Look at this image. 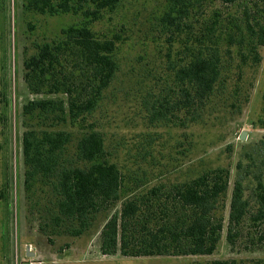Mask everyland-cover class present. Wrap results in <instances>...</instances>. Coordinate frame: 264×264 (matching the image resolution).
<instances>
[{"label": "trees", "instance_id": "obj_1", "mask_svg": "<svg viewBox=\"0 0 264 264\" xmlns=\"http://www.w3.org/2000/svg\"><path fill=\"white\" fill-rule=\"evenodd\" d=\"M121 1L26 0L24 4L27 10L81 14L84 19L38 44L23 62L26 87L39 96L23 106L22 145L26 191L35 192L38 185L43 193L33 203L40 231L50 243L57 235L81 236L102 211L120 201V210L101 231L104 255L117 251L125 257L213 254L224 228L230 171L210 168L185 181L154 184L123 197L131 186L118 164L108 159L103 133L93 123H85L119 68L115 58L119 37L101 38L91 23ZM215 1L232 5L239 0H169L163 17L176 26L181 60L173 66V86L158 100L159 119H174L182 126L201 119L205 107L230 81L243 80L244 66L261 62L264 0L242 4L240 16L222 9L208 11ZM68 124L80 126L76 163L69 158L73 133L65 128ZM255 178L254 205L245 196L242 174L234 182L226 236L232 245L242 238L253 246L264 242V180L260 174ZM188 264L236 262L213 259Z\"/></svg>", "mask_w": 264, "mask_h": 264}, {"label": "rangeland", "instance_id": "obj_2", "mask_svg": "<svg viewBox=\"0 0 264 264\" xmlns=\"http://www.w3.org/2000/svg\"><path fill=\"white\" fill-rule=\"evenodd\" d=\"M250 1L232 5L215 1L208 11L222 9L240 16L242 4ZM25 2L0 0V264H188L213 259L264 264V242L253 246L242 238L232 245L226 237L238 174L244 177L245 196L253 205L255 176L260 174L264 180V45L260 47L261 62L244 66L241 82L230 81L205 107L201 119L182 126L155 114L158 100L173 86V66L181 60L176 26L163 17L169 0H122L113 11H104L102 18L91 23L97 36L119 37L115 53L118 71L85 123H93L103 133L108 159L118 164L131 186L123 197L154 184L185 181L210 168L230 171L224 228L213 254L125 257L117 251L104 255L101 231L107 219L120 210V201L102 211L87 233L57 235L50 243L40 231L39 213L33 209L42 189L37 185L35 192L27 193L24 185L23 106L39 97L31 94L24 82V59L63 28L84 21L81 14L27 10ZM79 127H65L73 133L69 145L73 163L77 160ZM242 131H246L244 139Z\"/></svg>", "mask_w": 264, "mask_h": 264}, {"label": "water", "instance_id": "obj_3", "mask_svg": "<svg viewBox=\"0 0 264 264\" xmlns=\"http://www.w3.org/2000/svg\"><path fill=\"white\" fill-rule=\"evenodd\" d=\"M240 137L244 139L246 137V131H242Z\"/></svg>", "mask_w": 264, "mask_h": 264}, {"label": "built area", "instance_id": "obj_4", "mask_svg": "<svg viewBox=\"0 0 264 264\" xmlns=\"http://www.w3.org/2000/svg\"><path fill=\"white\" fill-rule=\"evenodd\" d=\"M41 262H39V264H40ZM26 264H35V262H30V263H26Z\"/></svg>", "mask_w": 264, "mask_h": 264}]
</instances>
